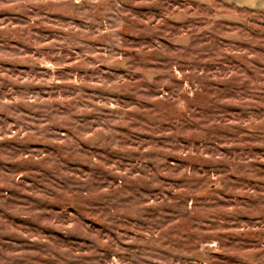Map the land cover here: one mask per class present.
Wrapping results in <instances>:
<instances>
[{
    "label": "rangeland",
    "instance_id": "374dc122",
    "mask_svg": "<svg viewBox=\"0 0 264 264\" xmlns=\"http://www.w3.org/2000/svg\"><path fill=\"white\" fill-rule=\"evenodd\" d=\"M0 264H264V0H0Z\"/></svg>",
    "mask_w": 264,
    "mask_h": 264
}]
</instances>
